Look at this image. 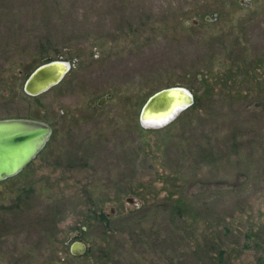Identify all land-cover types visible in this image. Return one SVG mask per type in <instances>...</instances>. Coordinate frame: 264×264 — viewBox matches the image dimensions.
Segmentation results:
<instances>
[{
	"label": "rangeland",
	"instance_id": "obj_1",
	"mask_svg": "<svg viewBox=\"0 0 264 264\" xmlns=\"http://www.w3.org/2000/svg\"><path fill=\"white\" fill-rule=\"evenodd\" d=\"M55 58L69 70L27 94L30 71ZM168 85L200 100L142 126L144 100ZM9 116L44 120L52 134L0 180V264H257L264 254V0H0Z\"/></svg>",
	"mask_w": 264,
	"mask_h": 264
},
{
	"label": "water",
	"instance_id": "obj_2",
	"mask_svg": "<svg viewBox=\"0 0 264 264\" xmlns=\"http://www.w3.org/2000/svg\"><path fill=\"white\" fill-rule=\"evenodd\" d=\"M70 66L68 60L56 58L38 64L27 75L23 85L24 91L37 95L47 90L62 79ZM193 101V92L184 85L162 87L144 100L138 114L139 122L144 127H162ZM51 134V125L41 119L26 116L0 118V180L23 170L45 146ZM126 200L133 201L134 198L127 196ZM84 249L85 244L81 240H75L71 246L73 253L82 252Z\"/></svg>",
	"mask_w": 264,
	"mask_h": 264
},
{
	"label": "trees",
	"instance_id": "obj_3",
	"mask_svg": "<svg viewBox=\"0 0 264 264\" xmlns=\"http://www.w3.org/2000/svg\"><path fill=\"white\" fill-rule=\"evenodd\" d=\"M194 94V93H193ZM200 100V95H196V94H194V101H193V103L191 104V106H195L196 105V103H198V101ZM165 126V125H164ZM22 171V170H21ZM20 173V172H19ZM11 177V176H10ZM9 178V177H8ZM97 216L98 217H100L101 219H106V217H105V215L103 214V213H98L97 214ZM258 263L257 264H264V254H262L260 257H259V259H258V261H257Z\"/></svg>",
	"mask_w": 264,
	"mask_h": 264
}]
</instances>
